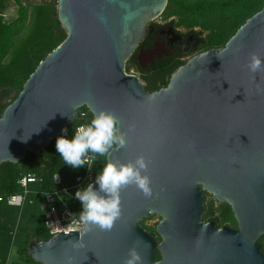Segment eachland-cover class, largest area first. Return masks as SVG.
Segmentation results:
<instances>
[{"label": "water", "instance_id": "1", "mask_svg": "<svg viewBox=\"0 0 264 264\" xmlns=\"http://www.w3.org/2000/svg\"><path fill=\"white\" fill-rule=\"evenodd\" d=\"M167 1L57 0L66 37L0 111V163L41 152L81 106L119 120L127 143L111 159L149 162L151 198L123 189L111 231L31 237L27 253L40 264H124L133 246L143 264H264V71L246 67L253 52L264 59V3L222 46L192 54L150 90L126 61ZM204 191L230 205L236 227L203 219ZM151 215L159 241L140 222Z\"/></svg>", "mask_w": 264, "mask_h": 264}, {"label": "trees", "instance_id": "2", "mask_svg": "<svg viewBox=\"0 0 264 264\" xmlns=\"http://www.w3.org/2000/svg\"><path fill=\"white\" fill-rule=\"evenodd\" d=\"M26 0H0V111L12 102L29 74L35 69L53 48H55L65 37L66 33L60 24L56 13L57 0H37L36 2H25ZM264 0H168L160 14L164 19L175 27H184L189 31H197L198 34L206 32L201 37L196 49H190L188 53L175 56H163L157 59L153 68L147 73L140 75V79L150 90H156L167 84L171 73L192 53L200 52L209 48L222 46L237 28L245 22L252 14L261 9ZM13 5L16 15L10 20L4 18V11ZM32 12V21L23 36L21 31L27 26ZM143 39L141 43L146 42ZM138 49V48H137ZM126 61V71L129 72L135 61L138 50ZM86 109L85 106L79 110ZM89 112L84 119L92 121ZM82 122L78 117L67 125V138L74 135L75 127ZM50 140L47 147L39 153L27 151L26 155L16 163H0V195L21 192L18 179L28 173L37 174L41 180L28 184L29 193L22 206H11L5 201H0V264H6L9 248L15 247L18 258L25 264H40L28 255L27 245L30 238L36 240L50 237L43 221V190L58 189L64 203L77 215L81 212V202L75 198L77 190L84 186H75V177L84 174L86 165L80 168H72L67 165L60 153L56 150L57 137ZM91 153V152H89ZM95 159L92 163L94 178L100 173L106 164V157L91 153ZM59 174L60 184L53 182V175ZM65 189V191H64ZM204 194H208L204 191ZM216 200L210 195L205 200V221H215L217 225H228L236 227L231 207L226 202H219L218 207H213ZM141 224L158 241L159 236L155 231V221L147 224L146 220ZM262 234L258 243L264 251ZM155 258L159 259L158 250ZM12 264H18L14 261Z\"/></svg>", "mask_w": 264, "mask_h": 264}, {"label": "clouds", "instance_id": "3", "mask_svg": "<svg viewBox=\"0 0 264 264\" xmlns=\"http://www.w3.org/2000/svg\"><path fill=\"white\" fill-rule=\"evenodd\" d=\"M246 67L252 73L264 71V59L253 52ZM67 131V128L63 129L64 135L57 137L55 144L67 165L74 169L87 165L91 170L92 164L87 159L89 152L107 157L102 171L96 176L99 190H94L89 183L76 191L75 198L82 204L78 220L86 231L93 227L111 231L122 215L120 193L123 189L135 185L145 198L152 197L151 179L147 175L149 162L142 155L127 162L110 158L113 149L123 148L127 143V135L120 130L119 120L112 112L101 110L94 114L91 123L77 127L71 139L67 138ZM124 264H143L135 246L129 248Z\"/></svg>", "mask_w": 264, "mask_h": 264}, {"label": "built area", "instance_id": "4", "mask_svg": "<svg viewBox=\"0 0 264 264\" xmlns=\"http://www.w3.org/2000/svg\"><path fill=\"white\" fill-rule=\"evenodd\" d=\"M90 111L88 108L77 110L75 118H79L82 122L78 123L75 129L81 125H88L90 122L84 121ZM94 156L88 153L87 159L92 164ZM94 179L92 170H89L86 165V171L84 174L77 175L75 177V186H84L89 184ZM41 180L37 174L28 172L22 175L18 179V183L21 186V192L8 194L6 196L0 195V201H5L11 206H22L27 194L29 193L28 184L31 182H36ZM53 182L55 184H60L61 177L59 174L53 175ZM65 191V189H64ZM60 191L58 189L43 190V221L47 228L50 236L57 232L68 233L69 230H79L84 229V225L79 223L78 217L67 205L64 203L60 196Z\"/></svg>", "mask_w": 264, "mask_h": 264}, {"label": "flooded vegetation", "instance_id": "5", "mask_svg": "<svg viewBox=\"0 0 264 264\" xmlns=\"http://www.w3.org/2000/svg\"><path fill=\"white\" fill-rule=\"evenodd\" d=\"M145 38L147 41L143 44L140 42L136 47L138 51L131 67L139 78L153 68L157 59L188 53L190 49H196L200 42V34L197 31H180L178 27L168 22L152 23L151 21L143 39Z\"/></svg>", "mask_w": 264, "mask_h": 264}, {"label": "rangeland", "instance_id": "6", "mask_svg": "<svg viewBox=\"0 0 264 264\" xmlns=\"http://www.w3.org/2000/svg\"><path fill=\"white\" fill-rule=\"evenodd\" d=\"M36 1L37 0H26L25 2H32L33 3V2H36ZM15 15H16V9H15V7L13 5H9L4 11V18L6 20H10ZM31 21H32V12L30 11V17H29V20H28V24L23 29V31H21L19 36H23L26 33L27 28L30 25ZM166 22H169V20L168 19H164L161 15H159L154 20H152V23H166ZM178 28L180 29V31H188V29H186L184 27H178ZM205 35H206V32L202 33L200 36L203 37ZM129 72L134 73L135 71H134V69H130ZM205 197H206L205 200L207 201L208 199H210V194L209 193L205 194ZM218 203H219L218 201L214 202L213 203V207L217 208L218 207ZM158 219H159V217L154 215L150 219H147L146 223L147 224H153L155 221H158ZM262 243L264 245V239H263ZM14 261H17L18 264H25L23 260L18 258V255H17V253L15 251V247H11V248H9V251H8L6 264H12Z\"/></svg>", "mask_w": 264, "mask_h": 264}]
</instances>
